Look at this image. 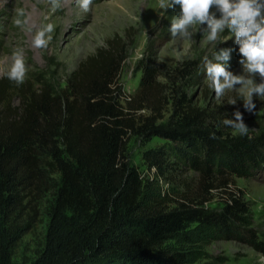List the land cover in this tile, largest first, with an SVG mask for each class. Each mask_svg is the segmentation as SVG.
I'll list each match as a JSON object with an SVG mask.
<instances>
[{
  "label": "trees",
  "instance_id": "16d2710c",
  "mask_svg": "<svg viewBox=\"0 0 264 264\" xmlns=\"http://www.w3.org/2000/svg\"><path fill=\"white\" fill-rule=\"evenodd\" d=\"M123 62V50L110 42L79 66L64 90L46 84L38 93L20 90L13 115L14 87L0 81V264H16L15 251L34 226L25 220L28 206L48 194L54 197L48 233L32 264H194L187 252L167 246L192 224L200 236L241 242L264 256V240L240 195L230 194L221 210L207 208L206 197L184 196L171 207L159 182L143 177L129 156L132 138L145 145L165 140L168 149L144 153L148 169L162 175L172 158L196 172L210 194L264 171V128L247 135L220 131L169 74V95L156 94L164 65L151 58L124 105ZM200 70L188 61L175 73L184 79Z\"/></svg>",
  "mask_w": 264,
  "mask_h": 264
},
{
  "label": "rangeland",
  "instance_id": "374dc122",
  "mask_svg": "<svg viewBox=\"0 0 264 264\" xmlns=\"http://www.w3.org/2000/svg\"><path fill=\"white\" fill-rule=\"evenodd\" d=\"M168 2L169 0H93L91 10L84 12L79 7V0H60L61 7L58 9L51 7L50 0H0V81L6 79L14 87L13 93L8 97L12 102L9 114L13 115L14 109L21 106L20 90L38 93L44 84L57 93L64 90L70 76L84 61L114 42L123 50L124 62L118 82L124 95V105L128 97L138 91L143 66L151 58L157 65H164L160 70L162 76L156 83V94L167 96L169 84L165 75L169 74L186 91L195 107L209 112V120L220 131L240 134L223 124L225 119L235 120L234 113L239 110L244 124L249 128L248 133L260 132L264 128V98L258 95L253 97V103L256 104L253 114L244 108L246 92L228 91L218 98L206 76L204 58L216 62L215 54L226 48L233 49L231 59L226 62L228 70L237 75L243 74L234 37L225 31L215 42H210L203 31L206 25H193L190 29L191 39L173 38L171 23L180 9L176 6L165 10L161 5ZM21 9L26 13L21 19H27V24L18 27L15 19ZM211 11L219 18L220 13L215 8ZM48 23L54 25L53 39L47 48L38 49L33 46V40L37 32ZM16 51H22L28 68L27 78L20 86L7 76ZM188 61L198 63L200 74L182 79L175 70ZM255 82L259 84L264 81L257 74ZM2 108L0 104V111ZM143 113L149 115L148 111ZM171 114L172 108L168 106L164 112L165 121ZM169 145V142L160 138H154L145 145L135 137L129 143V156L131 163L143 177L159 182L163 195H169L170 206L175 207L184 196L197 202L206 197L210 199L205 205L207 208L221 210L230 194H238L250 210L253 229L264 240V171L252 179H235V183L228 188L213 190L207 194L200 186L198 174L174 164L175 160L172 158L162 175L158 176L154 169H148L143 159L144 153L164 146L168 149ZM53 198L52 194H48L44 200L34 201L28 206L25 220L33 221L34 226L15 251L16 264H32L38 252L43 249L50 224L48 209ZM196 230L197 224L188 226L186 233L179 239L168 242L167 246L187 252L188 261L194 264H264V256L248 245L237 241L211 240L198 235Z\"/></svg>",
  "mask_w": 264,
  "mask_h": 264
},
{
  "label": "clouds",
  "instance_id": "9594fccd",
  "mask_svg": "<svg viewBox=\"0 0 264 264\" xmlns=\"http://www.w3.org/2000/svg\"><path fill=\"white\" fill-rule=\"evenodd\" d=\"M50 4L53 9L61 7L60 0H50ZM92 4L93 0H79V7L84 12H89ZM161 6L165 10L179 6L180 11L173 18L170 28L173 38L191 39L190 29L193 25L200 27L206 25L203 31L210 42H215L225 31L234 37L241 57L239 63L243 74L237 75L228 70L229 65L226 62L231 59L230 54L233 49L226 48L215 54L216 62L204 58L206 76L218 98L228 91L246 92L244 108L255 114L256 104L253 103V97L258 95L264 98V82L259 84L255 82L257 74L261 81H264V0H169ZM212 8L220 13L219 18L211 11ZM25 16L24 10L18 11L15 19L18 27L27 24V19H21ZM53 32L54 25L48 23L35 35L33 46L38 49L47 48L53 39ZM13 57L14 63L7 76L10 81L20 86L27 78L28 68L22 51L14 52ZM234 115L235 120L225 119L223 124L241 135H247L249 128L243 122L242 113L237 110ZM212 138H216L214 134Z\"/></svg>",
  "mask_w": 264,
  "mask_h": 264
}]
</instances>
